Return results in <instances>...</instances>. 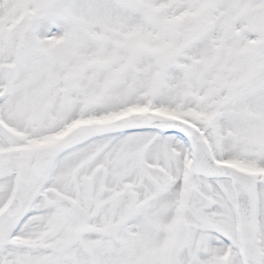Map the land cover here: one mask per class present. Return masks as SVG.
I'll list each match as a JSON object with an SVG mask.
<instances>
[{"label": "snow or ice", "instance_id": "6c2138e0", "mask_svg": "<svg viewBox=\"0 0 264 264\" xmlns=\"http://www.w3.org/2000/svg\"><path fill=\"white\" fill-rule=\"evenodd\" d=\"M0 264H264V0H0Z\"/></svg>", "mask_w": 264, "mask_h": 264}]
</instances>
